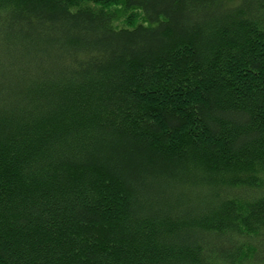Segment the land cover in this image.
Here are the masks:
<instances>
[{
	"label": "trees",
	"instance_id": "16d2710c",
	"mask_svg": "<svg viewBox=\"0 0 264 264\" xmlns=\"http://www.w3.org/2000/svg\"><path fill=\"white\" fill-rule=\"evenodd\" d=\"M0 264H264V0H0Z\"/></svg>",
	"mask_w": 264,
	"mask_h": 264
},
{
	"label": "rangeland",
	"instance_id": "374dc122",
	"mask_svg": "<svg viewBox=\"0 0 264 264\" xmlns=\"http://www.w3.org/2000/svg\"><path fill=\"white\" fill-rule=\"evenodd\" d=\"M117 15H118V17H117V19H115V25H122L125 18H126V15H125V13L120 12V11L117 13Z\"/></svg>",
	"mask_w": 264,
	"mask_h": 264
}]
</instances>
